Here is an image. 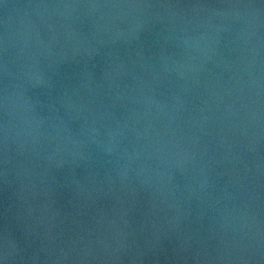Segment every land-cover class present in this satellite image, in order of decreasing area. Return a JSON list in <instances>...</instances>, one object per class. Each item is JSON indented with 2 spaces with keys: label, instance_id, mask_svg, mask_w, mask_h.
<instances>
[{
  "label": "water",
  "instance_id": "95a60500",
  "mask_svg": "<svg viewBox=\"0 0 264 264\" xmlns=\"http://www.w3.org/2000/svg\"><path fill=\"white\" fill-rule=\"evenodd\" d=\"M0 264H264V0H0Z\"/></svg>",
  "mask_w": 264,
  "mask_h": 264
}]
</instances>
